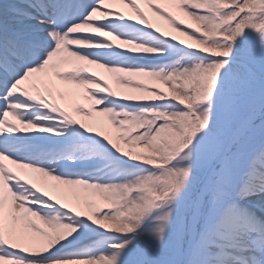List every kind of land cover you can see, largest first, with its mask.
Here are the masks:
<instances>
[{
	"label": "snow or ice",
	"instance_id": "6c2138e0",
	"mask_svg": "<svg viewBox=\"0 0 264 264\" xmlns=\"http://www.w3.org/2000/svg\"><path fill=\"white\" fill-rule=\"evenodd\" d=\"M0 264H264V0H0Z\"/></svg>",
	"mask_w": 264,
	"mask_h": 264
},
{
	"label": "bare ground",
	"instance_id": "6f19581e",
	"mask_svg": "<svg viewBox=\"0 0 264 264\" xmlns=\"http://www.w3.org/2000/svg\"><path fill=\"white\" fill-rule=\"evenodd\" d=\"M116 7L121 8V6H116ZM178 38H180V37H178ZM180 39H181V38H180ZM116 43H118V41H117ZM93 70L96 71L97 74L100 75L101 77H104V76L107 75V74H105V73L103 72V70H100V69H93ZM109 82L111 83V80H110ZM113 86L115 87V85H113Z\"/></svg>",
	"mask_w": 264,
	"mask_h": 264
},
{
	"label": "rangeland",
	"instance_id": "374dc122",
	"mask_svg": "<svg viewBox=\"0 0 264 264\" xmlns=\"http://www.w3.org/2000/svg\"><path fill=\"white\" fill-rule=\"evenodd\" d=\"M119 10H122V11H127L126 9H124L122 6H121V8H119ZM161 23V25H163L164 24V22H160ZM181 39H186V38H183V37H180ZM112 82V81H111ZM161 88H163V90L164 91H169V89H168V87L167 86H165V85H159Z\"/></svg>",
	"mask_w": 264,
	"mask_h": 264
}]
</instances>
